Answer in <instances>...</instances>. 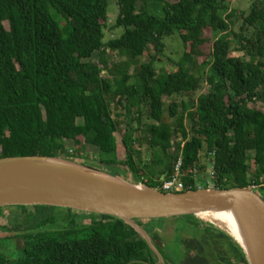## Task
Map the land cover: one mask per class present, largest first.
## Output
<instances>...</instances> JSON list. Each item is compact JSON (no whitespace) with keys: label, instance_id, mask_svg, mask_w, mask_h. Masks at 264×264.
I'll return each instance as SVG.
<instances>
[{"label":"trees","instance_id":"1","mask_svg":"<svg viewBox=\"0 0 264 264\" xmlns=\"http://www.w3.org/2000/svg\"><path fill=\"white\" fill-rule=\"evenodd\" d=\"M115 1L123 34L107 42L110 0H0V159L88 153L109 170L123 162L160 190L182 159L181 192L198 190L212 166L214 188H255L264 198V2L253 0L246 14L230 0ZM174 37L184 48L178 60L166 54ZM114 54L134 72L111 67ZM15 208L25 214L15 228L23 226L24 246L11 258L0 244V264L156 263L118 218ZM162 223L144 226L152 233ZM178 224V263L248 264L223 231L196 217Z\"/></svg>","mask_w":264,"mask_h":264},{"label":"water","instance_id":"2","mask_svg":"<svg viewBox=\"0 0 264 264\" xmlns=\"http://www.w3.org/2000/svg\"><path fill=\"white\" fill-rule=\"evenodd\" d=\"M75 160L48 156L0 159V208L47 206L118 218L147 242L156 264L175 263L169 257L168 242L163 243L157 231L148 232L144 222H178L185 217L201 222L203 214H227L236 222L241 242L220 226L219 230L241 247L248 264H264V198L255 188L163 192Z\"/></svg>","mask_w":264,"mask_h":264},{"label":"rangeland","instance_id":"3","mask_svg":"<svg viewBox=\"0 0 264 264\" xmlns=\"http://www.w3.org/2000/svg\"><path fill=\"white\" fill-rule=\"evenodd\" d=\"M230 1H231L232 9H235L239 13H246V14L249 13L251 6H252V3H253V0H230ZM261 1L264 2V0H261ZM118 12H119V7H118L116 1L110 0L109 21H108V27L106 30V41L107 42L109 40L115 39V38H117L123 34L122 29H115L114 28L115 21H116L117 16H118ZM240 25H241V22H239V19H236V25L234 27V31L239 32ZM166 44H167L166 54L170 58H172L174 60H178L183 55L184 48L182 46V43H181L179 37H174L172 39L167 40ZM234 55H237V56L241 55L242 56V53H234ZM113 57L114 58L111 60V67H113L117 63L121 66L122 70H125L129 73L134 72V69H135L134 64H132L131 62H126V61L122 62L123 58H119L115 54ZM143 61L147 62L148 58H144ZM202 61H204L203 58L198 60L199 63H201ZM167 66L169 68L171 67L169 65V63L167 64ZM157 67H158V69H160L159 71H161V69L163 67H165V65L162 62H158ZM104 76L108 78L107 73H104ZM207 91H208V86L203 85V89L201 92L206 93ZM166 102H167L166 105H168V103L170 101L168 100ZM258 105L260 108L262 107L261 104L258 103ZM111 106L113 107V103L111 104ZM251 106H252V104H251ZM122 129L124 130L125 127H122ZM146 148H147L146 146H144V148H143V151H144L143 157L144 158L146 157L145 156ZM62 158H68V156H65ZM124 159H125L124 154L121 153L120 160L124 161ZM75 161L77 163H80V164L89 165V166H93L95 168H99L100 170H103V171H108L111 173H113V171H114L117 174H119L118 177L120 179L125 180L129 183L145 184V182L147 181V180H144V182L141 180L138 181L137 176L135 174H133V172L128 167H126L125 165H122L123 162H120L121 164L119 166H117L116 168H112L109 170L108 167L101 165L98 157L96 155H93V154L86 153L84 159H76ZM205 183L208 184L209 188H214L213 187L214 184H213V168H212V166H209L207 171L205 172V174H202L200 176L199 181H198V185L200 186L199 188H205ZM28 212H34V210H32V208H29ZM58 214H59V216L60 215H66V213L64 214V212H58ZM24 219H25V214L23 213V211L15 208V207L5 208L0 213V240H3L2 243H0V244H1L2 250L6 253L7 256H9L11 258H18L21 254L19 249H21L24 246V241L22 239H19L17 236L18 234L23 232V230H24L23 226H21V228H19L21 230L19 233L16 232V229H15L19 224L24 223V221H25ZM211 219H214V218L211 217ZM78 221L89 223L90 219L87 218L86 216L80 215L78 217ZM204 221L201 220V223L206 224L207 221H205V222ZM63 223L64 222L51 223V224H48L46 227H43V229L54 230V229L58 228L59 224L62 225ZM164 223L165 224H164L163 234H162V236H159V238L163 239L162 240L163 243L168 242L169 246L167 247V249H168L169 255L172 256L173 262L175 263L177 261V258H179V254H180L179 246L174 242V238H176V235L178 236L176 229H177L179 224H178V222L176 223L174 220L167 221ZM218 227L219 226H217V229H220V227L219 228ZM161 228H163V227H158L159 230ZM5 229H9V231H6ZM175 230H176V232H175ZM161 233H162V231H161ZM184 236L189 237L188 235H184ZM9 238H11V239L7 240Z\"/></svg>","mask_w":264,"mask_h":264},{"label":"bare ground","instance_id":"4","mask_svg":"<svg viewBox=\"0 0 264 264\" xmlns=\"http://www.w3.org/2000/svg\"><path fill=\"white\" fill-rule=\"evenodd\" d=\"M211 217L214 218L215 220L211 219ZM201 219L215 226H220L227 233H229L232 237H234L237 241L241 242L239 233H238V226L231 215L222 214V213L220 214L208 213V214L201 215Z\"/></svg>","mask_w":264,"mask_h":264},{"label":"built area","instance_id":"5","mask_svg":"<svg viewBox=\"0 0 264 264\" xmlns=\"http://www.w3.org/2000/svg\"><path fill=\"white\" fill-rule=\"evenodd\" d=\"M182 159H180L176 165L175 168V174L172 176V178L165 182L163 185V189L161 191L164 192H181L183 190V183L181 181L182 172Z\"/></svg>","mask_w":264,"mask_h":264},{"label":"crops","instance_id":"6","mask_svg":"<svg viewBox=\"0 0 264 264\" xmlns=\"http://www.w3.org/2000/svg\"><path fill=\"white\" fill-rule=\"evenodd\" d=\"M164 222H167V221H164ZM176 223H177V222H176ZM164 224H165V223H162V225L160 226V227H163V228H161L160 230H159V229L156 230L161 236H162V234H163ZM161 231H162V233H161ZM175 232H176V230H175Z\"/></svg>","mask_w":264,"mask_h":264},{"label":"flooded vegetation","instance_id":"7","mask_svg":"<svg viewBox=\"0 0 264 264\" xmlns=\"http://www.w3.org/2000/svg\"><path fill=\"white\" fill-rule=\"evenodd\" d=\"M169 246V244H167V246L166 247H168ZM169 253V252H168ZM169 257L172 259V256H170L169 255ZM173 261V260H172ZM176 264H180V263H178L177 261L175 262ZM156 264V263H155Z\"/></svg>","mask_w":264,"mask_h":264}]
</instances>
